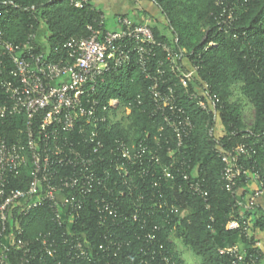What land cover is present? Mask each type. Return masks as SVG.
<instances>
[{"label": "trees", "instance_id": "16d2710c", "mask_svg": "<svg viewBox=\"0 0 264 264\" xmlns=\"http://www.w3.org/2000/svg\"><path fill=\"white\" fill-rule=\"evenodd\" d=\"M154 1L161 6L173 34L171 39L153 27L155 37L182 50L186 63L199 67L189 89L201 90L207 83L208 93L219 99L216 113L200 109L179 87V101L194 122L193 134L174 158H169L163 148L161 162L153 168L155 174L151 171L143 175L139 165L128 164L129 174H123L115 168L123 160L110 154L115 140L134 142L149 133V144L163 143L158 132L163 118L154 114L151 82L135 61L107 75L100 97L103 101L118 98L122 107H130L131 112L102 128L106 148L100 152L105 159L100 167L110 169L111 177L106 187H98L85 197L74 225V230L90 241L91 259L70 260L66 246L61 245L58 257L37 256L27 262L29 256L22 245L10 248L11 264H186L175 238L199 256L201 264H233L234 257L220 250L237 245L246 246L241 252L247 259L254 258L258 264L263 259L264 252L256 245L257 234L251 231L264 232V196L254 206H248V197L257 188H252L256 182L251 176L240 177L233 191L226 188L221 180L224 163L218 148L231 150L249 145L252 150L242 161L264 182V0H224L222 4L217 0ZM0 13V27L6 38L21 42L35 33L36 54H44L50 62L66 59L65 42L71 37L86 36L87 25L98 26L101 20V12L90 4L77 8L69 0H0ZM44 25L49 35L42 43ZM207 46L209 50H205ZM159 57L165 54L159 51ZM0 77H9V73H0ZM234 86L240 96L232 100ZM4 100L0 90V102ZM244 106L254 110L250 124L246 122ZM219 122L225 132L217 137L214 130ZM26 123L24 115L10 116L3 129L14 141ZM166 165L172 177L162 175ZM182 172L202 179L209 191L207 199L193 193ZM31 179V170L27 169L12 175L11 183L26 189ZM102 197L116 213L107 217L105 225L100 224L96 202ZM232 221H237L238 226L229 228ZM23 227L24 241L36 250L40 248L36 241L39 234L50 231L60 239L66 232L53 221L47 204L32 209ZM149 234L154 238L150 239Z\"/></svg>", "mask_w": 264, "mask_h": 264}, {"label": "built area", "instance_id": "2783aa9c", "mask_svg": "<svg viewBox=\"0 0 264 264\" xmlns=\"http://www.w3.org/2000/svg\"><path fill=\"white\" fill-rule=\"evenodd\" d=\"M69 1L77 8H85L91 0ZM223 1L217 0L218 4ZM100 18L98 26L87 25L86 36L69 38L64 44L66 59L56 62L48 61L44 54H36L35 33L17 42L6 38L0 27V73H9V77H0V90L5 95L0 102V264H11L10 248L22 245L24 254L29 256L27 262L37 256L58 257L61 245L66 246L64 250L70 260L91 259L90 241L75 231L74 225L80 218L85 197L98 187H106L111 177L110 169L100 167L105 161L100 152L106 148L101 130L117 121L122 105L118 98L103 101L100 97L107 75L135 61L151 82L154 114L163 118L158 129L163 143L149 144V133L134 142L115 140L110 154L123 160L115 167L123 174H129L128 164L139 165V172L148 175L160 164L164 147L167 156L174 158L193 134L194 122L179 101V87L200 109L216 113L219 99L208 93L207 83L201 90L190 91V82L199 67L187 64L182 50L158 40L147 22L137 23L128 16H118V28L106 29L102 12ZM159 51L165 54L164 58L159 57ZM123 108L131 112L130 107ZM22 115L27 118L26 127L11 141L3 129L6 120ZM166 130L169 134H165ZM251 150L246 144L231 150L218 148L224 163L221 180L229 191L236 188L242 176L255 180L257 188L248 197L249 207L264 196V182L242 161ZM27 169L32 177L29 186L13 187L11 176ZM170 171V166H163L162 175L172 177ZM182 177L193 193L208 198L209 191L202 179L192 178L188 172H182ZM96 202L100 224L105 225L108 216L116 215L115 210L105 197L97 198ZM44 204L51 210L53 221L66 228V232L60 239L50 231L39 234L36 241L40 248L36 250L23 239V220L32 209ZM237 226V221L228 224L229 228ZM149 238L154 235L149 234ZM220 251L232 255L233 264H258L254 258L247 259L238 245Z\"/></svg>", "mask_w": 264, "mask_h": 264}, {"label": "crops", "instance_id": "0c3cea01", "mask_svg": "<svg viewBox=\"0 0 264 264\" xmlns=\"http://www.w3.org/2000/svg\"><path fill=\"white\" fill-rule=\"evenodd\" d=\"M90 5L103 13L106 29L118 28L116 24L118 16H128L137 23L147 22L152 28L157 27L161 32V26H167L166 15L154 0H91ZM256 186L257 184H252V188Z\"/></svg>", "mask_w": 264, "mask_h": 264}, {"label": "rangeland", "instance_id": "374dc122", "mask_svg": "<svg viewBox=\"0 0 264 264\" xmlns=\"http://www.w3.org/2000/svg\"><path fill=\"white\" fill-rule=\"evenodd\" d=\"M42 28H43L42 29L43 38L40 40V42L44 43V42H46V39L49 35V31H48L46 25H44ZM161 28H162V32L166 36H168L171 39L173 38L172 31L169 27L164 25V26H161ZM233 89H234L235 94L232 96V100H235L238 96H240V91L236 86H234ZM128 114H129L128 110L122 107L120 109V113H119V115H117L116 119L121 120L123 117H126ZM244 114H245L246 122L248 124H250L252 122V119H253L254 110L247 107V106L246 107L244 106ZM123 123L125 125H127L128 120L124 119ZM224 132H225V129L222 126V124H220V122H219L217 128L214 130V133L217 137H219L222 134H224ZM251 234H257V238H258L257 242H260L259 246L261 247L262 251L264 252V232L255 233V231H251ZM175 241L177 243V249H179V251L182 255V258L185 260L186 264H201V258L199 256H197L192 250L185 247V245L183 244V242L180 239L175 238ZM245 247H246L245 245H240L241 251H244ZM260 264H264V257L261 260Z\"/></svg>", "mask_w": 264, "mask_h": 264}, {"label": "bare ground", "instance_id": "6f19581e", "mask_svg": "<svg viewBox=\"0 0 264 264\" xmlns=\"http://www.w3.org/2000/svg\"><path fill=\"white\" fill-rule=\"evenodd\" d=\"M252 194V193H251Z\"/></svg>", "mask_w": 264, "mask_h": 264}]
</instances>
